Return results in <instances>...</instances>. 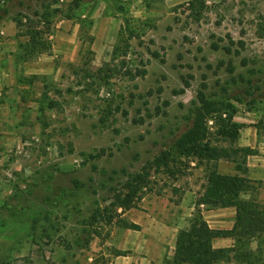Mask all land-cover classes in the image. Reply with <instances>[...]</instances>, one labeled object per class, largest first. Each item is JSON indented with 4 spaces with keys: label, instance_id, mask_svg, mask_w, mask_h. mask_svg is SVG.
<instances>
[{
    "label": "rangeland",
    "instance_id": "374dc122",
    "mask_svg": "<svg viewBox=\"0 0 264 264\" xmlns=\"http://www.w3.org/2000/svg\"><path fill=\"white\" fill-rule=\"evenodd\" d=\"M189 1L0 0V108L9 110L0 133V264L147 256L139 242L147 233L89 225L111 189L143 167L150 191L120 218L150 232L168 227L169 240L195 211L202 168L178 164L171 177L151 163L191 125L198 92L235 108L232 122L243 128L233 147L264 139V0H202L196 16ZM43 11L51 49L46 68L32 69L43 56L22 59L26 40L13 18ZM128 35L126 55L115 58ZM129 70L141 75L130 80ZM49 102L58 105L47 109ZM207 126L215 131L213 120ZM253 198L264 203V192ZM257 245L264 250V237L250 247Z\"/></svg>",
    "mask_w": 264,
    "mask_h": 264
},
{
    "label": "trees",
    "instance_id": "16d2710c",
    "mask_svg": "<svg viewBox=\"0 0 264 264\" xmlns=\"http://www.w3.org/2000/svg\"><path fill=\"white\" fill-rule=\"evenodd\" d=\"M187 6L193 16L205 9L202 0H190ZM13 22L18 37L26 40L22 47L24 61L50 53V42L45 37L50 33L51 24L47 12L33 13L32 16L21 14L13 18ZM130 38V35L126 39L120 37L112 53L115 58L126 55L127 40ZM225 51L230 53L229 48H225ZM125 75L134 80L141 75V71L132 73L129 70ZM104 77L108 78V72ZM183 83L184 88L189 87L187 80L184 79ZM197 100L191 125L175 139L170 150L161 152L151 163L156 173L162 171L171 177L181 173L175 165L189 169L191 163H195V167L202 168L204 180L201 190L197 192L195 211L191 214L188 225L177 231L173 253L170 258L163 260V264H217L226 261H234L236 264H264V250L259 245L255 249L250 247L252 241L264 237V203L251 197L261 182L238 175L221 174L217 170L219 161L232 163L236 170H240L248 157L257 155V150L233 147L243 126L232 122L236 110L231 104L210 101L203 92H198ZM57 105L56 102H49L46 108L54 109ZM222 115H226L225 118ZM209 120H213V133L207 126ZM103 153L101 151L91 158H99ZM149 178L150 172L146 167L127 175L119 187L111 189L114 193L109 197L108 204L93 210L89 225L93 227L102 223L109 226L115 223L122 229L139 231L140 226L120 217L124 212L137 207L144 191H150ZM245 195L251 196L245 198ZM201 206L206 209L233 208L235 219L232 228H209L202 217ZM119 209L122 214L117 213ZM218 238H231L233 245L215 249L212 241ZM127 253L116 252V256H124Z\"/></svg>",
    "mask_w": 264,
    "mask_h": 264
},
{
    "label": "crops",
    "instance_id": "0c3cea01",
    "mask_svg": "<svg viewBox=\"0 0 264 264\" xmlns=\"http://www.w3.org/2000/svg\"><path fill=\"white\" fill-rule=\"evenodd\" d=\"M3 50L2 53L4 54L7 51L5 46H2ZM43 56V55H41ZM41 64L38 63H30L28 65L32 69L38 67V69L46 68L48 64L47 60H45L44 56L39 59ZM27 66V67H28ZM28 67V68H29ZM31 69V70H32ZM29 73V72H27ZM10 97V96H9ZM3 99L0 98V100ZM8 109L5 105H2L0 108V133L3 132L4 127L6 128V124L8 123ZM254 144H257V155L250 156L247 158L245 164L241 167L240 170H236L232 168V164L225 161H219L217 164V170L221 174L225 175H238L240 177L246 178L251 181L261 182V185L255 193L251 195H247L246 197L249 198L250 196L253 198L254 194L264 192V139L262 141H258ZM254 144L249 140L247 142H241V147H248L252 148L255 147ZM263 194V193H262ZM201 214L203 219L208 224L209 228L215 230H230L234 224L235 219V210L233 208H224V209H206L200 207ZM190 213H185L184 216L189 217L191 216ZM137 224L135 222H132ZM187 221L185 219L179 220L176 222L174 233L168 232L169 235L171 234V238L167 240L165 238V232L170 231L168 227H164L163 230L158 229L157 231L150 232L146 226H140L139 231L127 230V232H141L147 233L148 236L142 234V238L140 239V246L142 250H148L149 253L147 256H137L132 254L131 256H115V264H163V260L165 258H170L175 245V237L178 230L183 229L187 226ZM150 235V236H149ZM154 237H153V236ZM233 245V240L231 238H218L212 241V246L215 249L221 248H229ZM139 251V250H138ZM168 251V253L166 252ZM166 255V256H165ZM217 264H236L234 261H226V262H219Z\"/></svg>",
    "mask_w": 264,
    "mask_h": 264
}]
</instances>
